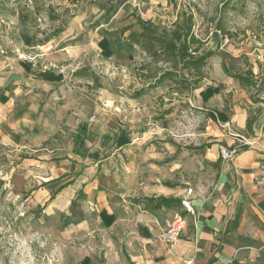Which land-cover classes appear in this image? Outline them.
<instances>
[{
  "label": "rangeland",
  "instance_id": "rangeland-1",
  "mask_svg": "<svg viewBox=\"0 0 264 264\" xmlns=\"http://www.w3.org/2000/svg\"><path fill=\"white\" fill-rule=\"evenodd\" d=\"M180 12L193 16L199 54L211 52L195 90L178 92L168 81L146 89L154 80L141 69L149 60L144 52L118 59L98 46L102 29L128 25L139 32L138 18L168 28ZM247 69L256 82L250 93L228 76ZM42 71L62 79L46 82ZM11 74L19 77L6 85ZM18 89L12 107L33 112L47 139L36 147L0 143V264H103L122 230L96 228L94 207L80 189L53 212L48 184L83 159L94 168L96 189L108 185L99 177L114 181L118 169L136 172L137 184H174L182 175L179 159L193 167L208 146L232 150L227 138L249 136L237 123L264 114V0H0V94ZM217 113L226 122L212 119ZM120 138L126 143L118 145ZM86 219L89 229L81 227ZM102 219L111 224L115 216Z\"/></svg>",
  "mask_w": 264,
  "mask_h": 264
},
{
  "label": "crops",
  "instance_id": "crops-1",
  "mask_svg": "<svg viewBox=\"0 0 264 264\" xmlns=\"http://www.w3.org/2000/svg\"><path fill=\"white\" fill-rule=\"evenodd\" d=\"M65 51L67 56V49ZM18 91L0 94L6 98L5 102L0 101V143L36 147L47 137L39 135V120L33 112L24 113L21 108L12 107L14 97L11 93ZM246 119L237 123L240 131L244 130ZM256 120L249 136L236 139L238 143L234 139L225 140L224 144L235 151L232 160H222L218 151L221 144L208 146L204 153L193 158V167L183 166V159L175 163L182 175L174 184L146 180L137 184L136 172L125 176V172L118 169V174L113 173L117 174L114 181L110 182L113 176L106 177L112 179L99 177V184L105 181L108 187L96 189L94 172H91L94 168L89 162L83 159L79 167L76 163L69 164L67 171H63L66 175L47 186L48 194L54 196L51 200L53 212L63 210L57 207L61 199L70 202L71 196L80 189L87 194V204L92 203L94 207L96 228L122 230V234L113 239V244L118 245L110 255L112 260L107 258L103 264H185L188 261L191 264H264V185L260 183L264 178V114ZM96 167L101 169L103 164H96ZM61 186L63 188L58 191ZM188 187L194 191L191 196L194 216L185 214L180 207L152 209L143 202L133 203L134 198L143 197L179 200ZM124 197L132 200L128 201L131 206H124ZM145 205L147 209L136 212L139 206ZM101 211L115 216L111 224L103 221ZM177 213L184 216L186 228L179 239L167 244L159 235L164 220ZM128 214L131 219L123 217ZM91 225L86 219L81 227L89 229Z\"/></svg>",
  "mask_w": 264,
  "mask_h": 264
},
{
  "label": "trees",
  "instance_id": "trees-1",
  "mask_svg": "<svg viewBox=\"0 0 264 264\" xmlns=\"http://www.w3.org/2000/svg\"><path fill=\"white\" fill-rule=\"evenodd\" d=\"M173 1L175 0H169V3ZM108 10L104 12L106 15ZM136 23L140 28L139 32L131 30V26L128 25L118 29L100 30L99 34L101 39L98 42V46L101 52L118 59H124L126 56L131 55L136 48L144 52L149 60L141 66V69L146 71L148 79L154 80L152 86L148 85L146 89L154 88L166 81L173 83L174 89L178 92H186L199 88V84L204 79L203 69L211 57V52L203 55L199 54L201 42L193 33L194 23L192 14L186 12L178 13L176 20L168 28L156 25L147 20H142L141 18H138ZM49 40L50 38L46 37L39 45ZM189 51L194 52L196 55L192 56ZM157 64L166 65L167 67L163 70L161 68L154 69V71L150 69L151 65ZM22 67L26 72L30 71V65L23 64ZM82 71L84 70H78L75 72V75H80ZM228 76L235 79L239 86L249 93L256 86L250 69ZM38 77L48 82H56L62 79L61 75H54L50 71L39 72ZM92 81L94 84L98 83L96 77H93ZM208 90L211 91L213 88L209 87ZM145 91L142 90L137 95H142ZM250 98L252 99V94H250ZM0 101L5 102L6 98L0 96ZM256 117L248 116L246 119L245 128L249 134L253 133L252 126ZM212 119L226 122L227 117L224 113H217L216 117L212 116ZM262 131L264 133V126ZM118 141V145L126 143L122 138L118 139ZM76 152L77 149H74L73 153ZM62 188L63 186L59 187L58 191ZM140 199L134 198L133 203L138 204L144 202L147 205H151L152 209L180 207L179 200L176 198L143 197ZM105 215L106 213L104 211L100 212L101 218ZM110 217L112 218V216Z\"/></svg>",
  "mask_w": 264,
  "mask_h": 264
},
{
  "label": "built area",
  "instance_id": "built-area-1",
  "mask_svg": "<svg viewBox=\"0 0 264 264\" xmlns=\"http://www.w3.org/2000/svg\"><path fill=\"white\" fill-rule=\"evenodd\" d=\"M225 41L228 42V37L225 36ZM192 56H195L196 54L194 52L189 51ZM93 120V116L90 118ZM219 154L223 160H232L235 156L234 150H229L226 147H223L222 145L219 146ZM262 185H264V178L260 182ZM194 191L191 187H188L184 193L179 198V205L182 212L185 214L194 216V208L191 202V196L193 195ZM186 228V222L183 215L177 213L173 218L171 219H165L164 220V227L161 230V233L159 235V238L161 241L172 244L177 239H179L181 233ZM185 264H191L190 261L185 262Z\"/></svg>",
  "mask_w": 264,
  "mask_h": 264
},
{
  "label": "water",
  "instance_id": "water-1",
  "mask_svg": "<svg viewBox=\"0 0 264 264\" xmlns=\"http://www.w3.org/2000/svg\"><path fill=\"white\" fill-rule=\"evenodd\" d=\"M18 77H19V76L16 75V74H11V75L9 76V79H8L6 85H8L13 79H17Z\"/></svg>",
  "mask_w": 264,
  "mask_h": 264
}]
</instances>
